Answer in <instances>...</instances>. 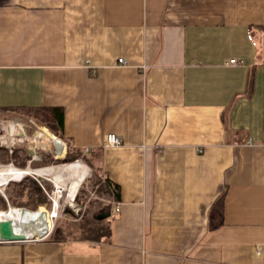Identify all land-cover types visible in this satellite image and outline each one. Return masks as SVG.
Masks as SVG:
<instances>
[{
    "label": "crops",
    "instance_id": "1",
    "mask_svg": "<svg viewBox=\"0 0 264 264\" xmlns=\"http://www.w3.org/2000/svg\"><path fill=\"white\" fill-rule=\"evenodd\" d=\"M1 113H56L112 200L0 264H264V0H0Z\"/></svg>",
    "mask_w": 264,
    "mask_h": 264
},
{
    "label": "rangeland",
    "instance_id": "2",
    "mask_svg": "<svg viewBox=\"0 0 264 264\" xmlns=\"http://www.w3.org/2000/svg\"><path fill=\"white\" fill-rule=\"evenodd\" d=\"M7 115L8 114L1 113L0 120L4 121L7 119L15 122L16 124H20V126L16 127V130L14 129V127H12V131L10 128L6 130L2 128L3 122L1 123L0 121L1 123L0 137L3 136V138L7 139V142H3V143L0 142V146L13 147V148L16 145L26 146L29 149V151L32 152L33 158H35V160L33 161L34 163L32 165V168L35 166L34 169L44 167L42 166L43 153L49 152L54 156L57 155L55 145L52 143L49 136H46L47 134L43 130L45 126L42 125L41 121L43 120L41 117L34 118L33 116H26V114H15L14 119H9L5 117ZM57 158L59 159L65 158V155L63 157L58 156ZM53 166L54 167L52 168H61L66 165H61V166L53 165ZM86 166L88 168L90 167L88 164H86ZM64 177L66 178L67 181L66 182L67 187L69 186L72 187L73 180L70 179V177L67 176V174H64ZM14 181H19V180H14ZM14 181H11V183ZM8 184L4 187L3 191H0V193L5 194V196H6ZM44 186L48 191L54 189V180L51 177L45 178ZM111 200L112 198L108 192L106 186V180L103 178V176H101L100 172L92 171V168H89L88 177L83 182L81 189L79 190L78 195L76 197L75 209L69 207V203L67 202V199H65V201L62 200L60 207V214L57 217V219L56 218L54 219V222L56 223V225H58L57 223H59V225L65 229V232L67 233L68 236L67 238L84 239L86 235L80 229V226L82 224H85L87 221L92 220L93 216L95 214H98L102 209L107 208L110 205ZM48 210L52 211V207ZM102 225L106 227L107 223L104 222ZM89 239L93 240L92 237H90Z\"/></svg>",
    "mask_w": 264,
    "mask_h": 264
},
{
    "label": "trees",
    "instance_id": "3",
    "mask_svg": "<svg viewBox=\"0 0 264 264\" xmlns=\"http://www.w3.org/2000/svg\"><path fill=\"white\" fill-rule=\"evenodd\" d=\"M46 120L49 123L47 122V124L41 121L42 125L46 126L54 135L63 139L61 135V128L63 123L62 119L55 113L51 116L48 115ZM64 141L68 145L65 158L56 159L51 153L45 152L42 154V166L65 164L75 162L77 160H82L92 168V171L99 172V168L90 163L84 151L71 148L70 144L66 140ZM30 160L31 155L29 149L26 146L16 145L12 149V152L9 148L0 147L1 165L13 164L18 168L25 169L28 167V163ZM9 206L37 211L41 206H45L47 209H50L52 206V202L46 195V193L40 188L36 179L33 176H26L21 181H14L12 183L10 182L6 191V196L0 193V211H7L9 209ZM104 222H106L105 218L97 220L93 217L92 220H89L85 224H82L80 226V229L86 235L84 239L90 240L89 238L92 237L94 241H99L104 237H108L110 234V229L107 226L105 227L104 225H102ZM57 224L58 225L55 226L50 237L58 240L67 238L68 236L65 232V229L61 227L59 223ZM223 225L224 201L223 198H221L211 208L209 216V227L211 231H216L219 230Z\"/></svg>",
    "mask_w": 264,
    "mask_h": 264
},
{
    "label": "bare ground",
    "instance_id": "4",
    "mask_svg": "<svg viewBox=\"0 0 264 264\" xmlns=\"http://www.w3.org/2000/svg\"><path fill=\"white\" fill-rule=\"evenodd\" d=\"M46 136H49L52 143L57 149V154L63 157L64 145L63 141L54 135L49 129H43ZM49 140V139H48ZM61 168H41L34 169L27 167L25 169L18 168L14 165H0V191L11 181L22 180L26 176H46L54 180L57 188V194L54 198L52 211H49L45 206H41L37 211H31L26 208L10 207L7 211L0 212V238H31L41 236L47 233L53 226L54 219L60 214L61 193L67 196V202L74 201L82 183L88 177L89 168L86 164L78 160ZM61 166V165H59ZM68 172V173H65ZM64 174L73 180V186L67 187ZM71 187V188H70Z\"/></svg>",
    "mask_w": 264,
    "mask_h": 264
},
{
    "label": "built area",
    "instance_id": "5",
    "mask_svg": "<svg viewBox=\"0 0 264 264\" xmlns=\"http://www.w3.org/2000/svg\"><path fill=\"white\" fill-rule=\"evenodd\" d=\"M119 63L120 64H126V60L125 59H123V58H121V59H119ZM244 62L243 61H241V60H237V59H232V60H230L229 62H228V64L229 65H232V66H236V65H241V64H243ZM1 121V120H0ZM3 122V125H2V128L3 129H8V128H10L11 129V131H12V127H14V129L16 130V127H18V126H20V124H16L15 122H13V121H10V120H7V121H1V123ZM0 123V124H1ZM21 127H23V126H21ZM44 128H46V127H44ZM43 128V129H44ZM48 129V128H47ZM14 130V131H15ZM58 137V136H57ZM61 139V138H60ZM61 141H63V145H64V153H63V156L64 155H66L65 154V151H66V153H67V145H66V142L64 141V140H62L61 139ZM0 142L1 143H3V142H7V139L6 138H3V136L2 137H0ZM106 145L107 146H110V147H118V146H121L122 145V140H121V138L119 137V136H117L116 134H108L107 135V137H106ZM0 147H6V146H0ZM6 148H9L10 149V151L12 152V149H13V147H6ZM87 152H89L90 151V149L89 148H87V150H86ZM30 152V151H29ZM56 154H57V149H56ZM30 155H31V160L29 161V163H28V167H31V165L34 163L33 161L35 160V158H33V156H32V152H30ZM59 155L57 154V155H55L54 157L56 158V159H59V158H57ZM62 159H64V158H62ZM78 161V160H77ZM76 162V161H75ZM71 163H73V162H71ZM66 164V163H65ZM1 165V164H0ZM10 165H13V164H10ZM58 165H63V164H58ZM15 166V165H14ZM53 165H51V166H44V167H41L42 169L43 168H47V167H52ZM41 168H38V169H41ZM30 176H33L35 179H36V181L38 182V184H39V186H40V188L46 193V195L50 198V200H51V202H52V206L51 207H53V203H54V198H55V195L57 194V188H56V185L54 184V189H52V190H47L46 188H45V186H44V180H45V178H47L46 176H43V177H40V176H36V175H30ZM24 178H22V180H23ZM21 181V180H20ZM85 181V180H84ZM83 184V183H82ZM81 189V188H80ZM78 195V194H77ZM4 196H5V194H4ZM61 202H62V200H64L65 201V199L67 198V196H66V194L65 193H61ZM77 197V196H76ZM76 197H75V199H74V201H72V202H68L69 203V207H71L72 209H75V200H76ZM11 206H9V208H10ZM20 209H22V208H20ZM116 211L118 212V211H120V206L119 205H117V207H116ZM78 212V211H77ZM76 212V213H77ZM57 219V218H56ZM55 226H56V223L55 222H53V226H52V228L47 232V233H45V234H43V235H41V236H34V237H31V238H26V239H24V241H40V240H44V239H47L48 237H50L51 236V234H52V232H53V230H54V228H55ZM5 241H11V240H5V239H0V242H5Z\"/></svg>",
    "mask_w": 264,
    "mask_h": 264
},
{
    "label": "water",
    "instance_id": "6",
    "mask_svg": "<svg viewBox=\"0 0 264 264\" xmlns=\"http://www.w3.org/2000/svg\"><path fill=\"white\" fill-rule=\"evenodd\" d=\"M3 194V193H2ZM4 195V194H3ZM107 215H109L108 213L106 214V213H102V214H100L99 216H96V218L97 219H104V218H106L107 217ZM0 239H5V240H11V241H14V240H24V239H26V238H23V237H20V238H0Z\"/></svg>",
    "mask_w": 264,
    "mask_h": 264
},
{
    "label": "flooded vegetation",
    "instance_id": "7",
    "mask_svg": "<svg viewBox=\"0 0 264 264\" xmlns=\"http://www.w3.org/2000/svg\"><path fill=\"white\" fill-rule=\"evenodd\" d=\"M4 121H7V119H6V120H4Z\"/></svg>",
    "mask_w": 264,
    "mask_h": 264
}]
</instances>
